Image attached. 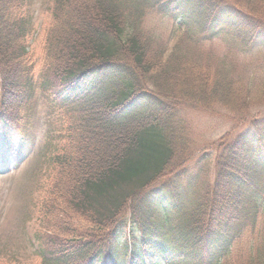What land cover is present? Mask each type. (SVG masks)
<instances>
[{
	"label": "trees",
	"instance_id": "obj_1",
	"mask_svg": "<svg viewBox=\"0 0 264 264\" xmlns=\"http://www.w3.org/2000/svg\"><path fill=\"white\" fill-rule=\"evenodd\" d=\"M28 4L0 0V141L21 157L36 145L18 108L38 90L63 112L66 156L42 203L38 264H231L264 219V133L212 144L209 181L204 168L192 174L195 146L179 111L264 102V58L249 62L262 75L245 85L199 60L200 39L197 52L176 43L155 53L135 32L151 9L206 38L227 30L233 51L264 55V0H54L38 75ZM68 212L85 225L57 223ZM261 226L234 264H264Z\"/></svg>",
	"mask_w": 264,
	"mask_h": 264
},
{
	"label": "rangeland",
	"instance_id": "obj_2",
	"mask_svg": "<svg viewBox=\"0 0 264 264\" xmlns=\"http://www.w3.org/2000/svg\"><path fill=\"white\" fill-rule=\"evenodd\" d=\"M27 1L33 22L32 34L26 42L28 65L32 64L38 75L43 68L44 52L48 44L47 30L51 22L50 12L53 11L55 4L54 0ZM138 33H142L139 37L145 42L149 38L153 39L150 47L155 53L164 45L171 50L172 46H177L176 43L180 44L184 52L187 50L197 52L200 47L194 44L196 40L193 39H200L203 41V45L201 44L203 56L198 57L199 60L202 63L207 62L213 68L228 69L224 76L239 79L245 85L246 83L249 85L251 78L258 80L254 75L258 77L262 75L259 74L260 69L248 65L251 60L255 63L264 58L261 50H253L255 54L249 49L233 51L235 46L232 35L227 30L212 38H206L199 30L181 25L180 20L146 9L135 32ZM190 35L193 41H188ZM157 55L153 53L154 57ZM256 55L258 57H255ZM161 68H157L156 71ZM237 105L239 106L231 104L224 107L215 106L206 111L186 107L179 111L190 140L195 146V162L190 166L193 168L192 174L198 177L202 174L200 168H204L203 179L212 180L213 163L216 158V151L210 148L212 144L221 140L230 143L245 134L251 141L260 138L264 133V102L250 103L246 106L243 100L241 102L239 100ZM18 110V115L24 116L26 120L24 130L30 139L35 140L36 145L28 151L29 155L20 161L18 167L13 165L17 162L13 154L0 155V264H38L37 253L40 243L36 237L43 225L42 203L48 199V191L55 193L51 188L59 179L62 159L64 160L66 156V151L62 152L60 148L64 119L63 112L52 98L39 90L30 103L24 102V107L19 106ZM193 146L190 150H193ZM4 147L1 145L0 148ZM39 156L43 157L40 164L35 161ZM5 165H10L12 169ZM263 182L264 179L259 184ZM257 220H259L257 226L254 229L249 227L247 234L242 236L240 246L235 247H238V250L231 264L235 261H244L248 250L255 245L259 234L262 233L261 223L264 219L259 215ZM58 222L61 226L85 225L81 217L70 212L60 214Z\"/></svg>",
	"mask_w": 264,
	"mask_h": 264
}]
</instances>
